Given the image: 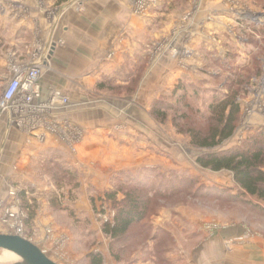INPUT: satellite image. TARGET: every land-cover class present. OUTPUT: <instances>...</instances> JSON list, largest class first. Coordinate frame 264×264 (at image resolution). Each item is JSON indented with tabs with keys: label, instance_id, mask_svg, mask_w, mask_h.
I'll use <instances>...</instances> for the list:
<instances>
[{
	"label": "rangeland",
	"instance_id": "obj_1",
	"mask_svg": "<svg viewBox=\"0 0 264 264\" xmlns=\"http://www.w3.org/2000/svg\"><path fill=\"white\" fill-rule=\"evenodd\" d=\"M146 4L136 11L154 19L143 56L101 73L87 103L68 106L91 115L87 129L72 121V108L45 113L54 118L42 124L54 137L49 155L35 152L34 178L8 184L0 234L31 241L58 264H91V254L102 264H264V201L245 195L232 172L203 168L205 150L187 133H207L210 106L233 93L241 119L216 150L251 144L264 131V0ZM64 115L59 136L50 125L58 129ZM131 194L147 218L114 241L105 228ZM17 261L0 250V264Z\"/></svg>",
	"mask_w": 264,
	"mask_h": 264
},
{
	"label": "crops",
	"instance_id": "obj_2",
	"mask_svg": "<svg viewBox=\"0 0 264 264\" xmlns=\"http://www.w3.org/2000/svg\"><path fill=\"white\" fill-rule=\"evenodd\" d=\"M134 1L0 0V97L16 66H40L42 101L61 89L71 97L70 104L79 105L82 100L87 103L86 94L101 73L125 68L122 63L127 57L143 56L144 30L154 19L139 16ZM199 6L203 8L204 4ZM200 14L196 17L202 18ZM71 108L64 113L76 115L72 121L87 129L91 115L79 117V107L69 112ZM66 115L57 125H63ZM46 118L54 123L49 116L25 115L21 124L16 114L1 116L0 199L7 196L8 184L15 176L32 179L30 163L35 152H39L40 159L49 155L47 148L54 137L49 134V126H42L48 124ZM42 136L43 142L39 138Z\"/></svg>",
	"mask_w": 264,
	"mask_h": 264
},
{
	"label": "trees",
	"instance_id": "obj_3",
	"mask_svg": "<svg viewBox=\"0 0 264 264\" xmlns=\"http://www.w3.org/2000/svg\"><path fill=\"white\" fill-rule=\"evenodd\" d=\"M210 121L214 123L207 133L189 129L191 144L203 149L198 163L212 171L227 170L234 174L235 181L242 192L264 201V131L254 137L251 144L226 151H217L224 142L228 141L237 130L241 119L242 108L238 102V94L227 95L222 100L215 101L210 106ZM158 117L164 114L156 113ZM208 151V152H207ZM135 193V192H134ZM133 195H137L136 193ZM132 194L115 218V223L105 228L106 234L114 241L124 238L133 226L146 220V210L142 207L143 199ZM125 202V203H126ZM91 264H102L100 255H89Z\"/></svg>",
	"mask_w": 264,
	"mask_h": 264
},
{
	"label": "built area",
	"instance_id": "obj_4",
	"mask_svg": "<svg viewBox=\"0 0 264 264\" xmlns=\"http://www.w3.org/2000/svg\"><path fill=\"white\" fill-rule=\"evenodd\" d=\"M147 0H137L136 8L138 13H143L148 7ZM43 69L40 66H34L29 69L16 66L14 68V76L6 85L3 95L0 97V118L5 113L16 114L20 119L25 115H39L41 118L48 117L45 113L49 111H65L70 105V100L58 91H54L47 101H42V89L40 80ZM60 127V126H59ZM51 127L53 132L60 134L61 129ZM60 136V135H59ZM40 141H44V136L39 137ZM10 217L14 215L7 213ZM18 233H21L18 227Z\"/></svg>",
	"mask_w": 264,
	"mask_h": 264
},
{
	"label": "water",
	"instance_id": "obj_5",
	"mask_svg": "<svg viewBox=\"0 0 264 264\" xmlns=\"http://www.w3.org/2000/svg\"><path fill=\"white\" fill-rule=\"evenodd\" d=\"M0 250L13 253L20 259L14 264H58L37 245L19 235L0 234Z\"/></svg>",
	"mask_w": 264,
	"mask_h": 264
},
{
	"label": "bare ground",
	"instance_id": "obj_6",
	"mask_svg": "<svg viewBox=\"0 0 264 264\" xmlns=\"http://www.w3.org/2000/svg\"><path fill=\"white\" fill-rule=\"evenodd\" d=\"M10 253V252H9ZM13 254V253H12ZM13 255H15V254H13ZM16 256V255H15Z\"/></svg>",
	"mask_w": 264,
	"mask_h": 264
}]
</instances>
